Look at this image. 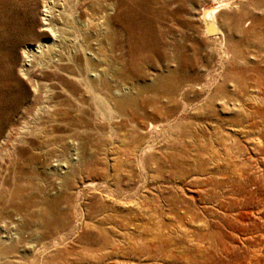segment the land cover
Here are the masks:
<instances>
[{
    "label": "rangeland",
    "instance_id": "rangeland-1",
    "mask_svg": "<svg viewBox=\"0 0 264 264\" xmlns=\"http://www.w3.org/2000/svg\"><path fill=\"white\" fill-rule=\"evenodd\" d=\"M45 3L0 0V264H264V0L60 1L104 110L73 48L32 49ZM170 71L176 101L151 88Z\"/></svg>",
    "mask_w": 264,
    "mask_h": 264
},
{
    "label": "bare ground",
    "instance_id": "bare-ground-1",
    "mask_svg": "<svg viewBox=\"0 0 264 264\" xmlns=\"http://www.w3.org/2000/svg\"><path fill=\"white\" fill-rule=\"evenodd\" d=\"M60 1H62V3H63V1H65V0H46V3L44 4V6H43V8H42V10H41V22H40V33H41V35H42V37H44V38H46V37H48V38H50V39H45L44 41L42 40L41 42H39L37 45H35V47L34 48H32V49H34V51L35 52H41V50H43V49H54V50H52V51H55L56 50V48L59 46V44L61 45V43H63V42H65L66 43V45L68 46V47H71V48H73L74 50H75V54H74V56H73V59H74V61L76 62V64H77V67H75L74 69L75 70H77V73H74V70H64L66 73H67V76L69 77V78H73V77H75V74H76V76H78V77H82L83 75H85V78H81V80L83 79V83L81 82V81H79L80 82V84L78 85V86H80L81 88H82V90L84 89L85 90V92L89 95V93L91 94V97L92 98H95V100L97 101V104H98V106L102 109V110H104L105 109V107H106V105H105V101L102 99V98H99L96 94H94V86H93V84H91V82L89 81V79L87 78V75L88 76H94L95 74L94 73H92L91 71L92 70H88V68H87V66H86V64L87 63H89V61L91 60V58H93V52H91V50L93 51L94 50V48H91V45H89V44H84L83 43V41L81 40V38H80V35L81 36H84V37H88V35H87V33H89L90 32V29H91V25L87 22V23H83V25H80L78 28V30H77V35L74 37V38H66V37H64V39L63 38H60L61 36L63 37V28H62V26H60V23H61V21H60V19H61V16H62V14H64L63 13V9H62V6H61V4H60ZM71 2V1H70ZM160 5H161V7L163 8L165 5V3H163V2H158ZM157 3V4H158ZM223 5V4H222ZM138 6V5H137ZM220 6V5H219ZM218 6V7H219ZM224 6V5H223ZM64 7V6H63ZM69 7H70V5H69ZM9 8V7H8ZM216 8V7H215ZM70 8H68V10H69ZM73 9V8H72ZM141 11V10H140ZM216 12H217V10L216 9H213V10H211L210 12H207L206 13V22H207V26H208V29H209V31H211V32H216V33H219L222 29H221V26L219 25V23H218V21H217V17H216ZM12 13V12H11ZM131 15V14H130ZM67 21V20H66ZM134 21V20H133ZM104 22V21H103ZM136 22V21H135ZM202 22H203V20H202ZM91 23V22H90ZM93 23V22H92ZM94 24V23H93ZM1 25V24H0ZM232 25V24H231ZM247 25V24H246ZM81 26H82V28H81ZM94 26H96L95 27V29L99 32V36H98V38L96 39V40H94V45H96L97 43H98V41H100L102 38L104 39V37H103V34H104V31L102 32V30H101V27H100V23H97V24H95ZM93 27V26H92ZM135 27V26H134ZM157 27V26H156ZM70 28V27H69ZM6 29V28H5ZM72 29V28H71ZM161 30V29H160ZM95 31V30H94ZM222 32V31H221ZM67 33V32H66ZM65 33V34H66ZM223 33V32H222ZM69 34V33H68ZM19 36V35H18ZM112 34H109V36H107L106 37V41H105V43L108 45V47H109V45L111 46V43H113V41H112ZM152 37V36H151ZM84 40V39H83ZM162 40V39H161ZM167 41V40H166ZM162 42V41H161ZM165 43V42H164ZM64 44V43H63ZM63 46V45H62ZM61 46V47H62ZM27 48V47H26ZM70 48V49H71ZM97 48V47H96ZM102 48V47H101ZM31 49V48H30ZM29 50V49H28ZM58 50H60V49H58ZM67 50V49H66ZM24 51H25V49H24ZM27 51V50H26ZM164 51V50H163ZM74 52V51H73ZM25 53V52H24ZM24 53H23V55H24ZM42 53V52H41ZM93 53V54H92ZM45 54V53H44ZM62 54V53H61ZM63 54H64V52H63ZM27 55V54H26ZM26 58H25V63L26 64H28L29 62H30V60H31V58H28L27 56H25ZM96 57V56H95ZM171 57V56H170ZM24 58V57H23ZM79 58H82V60H83V64L84 65H82V63L81 62H79ZM30 59V60H29ZM46 59V58H45ZM179 59V58H178ZM69 60V59H68ZM33 62V61H32ZM40 63V62H39ZM43 63V62H42ZM59 63H60V61H59ZM45 64V63H44ZM71 64V63H70ZM31 65V64H30ZM41 65V64H40ZM50 65V64H49ZM48 65V66H49ZM32 66V65H31ZM38 66V65H37ZM41 66H43V65H41ZM40 66V67H41ZM21 67V66H20ZM90 67V66H89ZM91 68V67H90ZM21 69V68H20ZM51 69V68H50ZM60 69V68H59ZM28 70V69H27ZM58 70V69H57ZM137 70V69H136ZM42 71V70H41ZM54 71V70H53ZM25 72V71H24ZM36 72V71H35ZM20 73H22V72H20ZM59 73V72H58ZM22 75H24V74H22ZM35 75V74H34ZM41 75H43V74H41ZM62 75V74H61ZM96 76V75H95ZM64 77V76H63ZM84 77V76H83ZM80 78H79V80H80ZM178 77H177V71H170L169 72V74L167 75H163V74H161V75H159L158 77H157V81L152 85V90L154 91V92H158V93H161L163 96H164V98H166L167 100H169V101H173V100H175V98L177 97V96H180L181 94H182V88L180 87V81L177 79ZM34 82V81H33ZM39 83V82H38ZM51 83V82H50ZM72 83V82H71ZM70 82H68V81H63V83H62V85H63V87L65 88V90L68 92V93H70L71 95H75V93L77 92V91H79L80 89H79V87L77 86V87H75L73 84H71ZM35 84V83H34ZM41 84V83H40ZM39 84V85H40ZM48 84V83H47ZM47 84H44V86L46 87V89H47ZM104 84L106 85V86H108V83L107 82H104ZM50 85V84H49ZM34 87V86H33ZM40 87V86H39ZM124 88V87H123ZM126 88V87H125ZM33 89V88H32ZM49 89V88H48ZM47 89V90H48ZM52 89V88H51ZM34 90V89H33ZM46 90V91H47ZM96 90V89H95ZM34 92V91H33ZM49 92H52V91H49ZM49 92H47V93H49ZM56 92V91H55ZM96 92V91H95ZM186 92V91H185ZM34 93H36V92H34ZM41 93V92H40ZM108 93V92H107ZM116 93V92H115ZM117 93H118V91H117ZM54 94V93H53ZM48 95V94H47ZM46 95V96H47ZM49 95H50V93H49ZM81 95H84V93H82ZM184 95H185V93H184ZM227 95V94H226ZM57 96V95H56ZM36 97V96H35ZM48 97V96H47ZM52 97V96H51ZM82 97V96H81ZM80 97V98H81ZM34 98V97H33ZM44 98H45V96H44ZM112 98V97H111ZM54 99V98H53ZM38 100V99H37ZM41 100V99H40ZM48 100V99H47ZM113 100H114V102H115V104L117 105V107L119 108V109H121V110H125V109H127V106L128 105H134V98H132V97H130V96H128V95H126L125 97H122V98H113ZM183 100V99H182ZM111 101V100H110ZM176 101V100H175ZM39 102V101H38ZM184 102V101H183ZM84 103V102H83ZM39 104V103H38ZM187 104V103H186ZM42 105V104H41ZM41 105H39V106H41ZM70 104H68V106H69ZM36 107V106H35ZM44 107V106H43ZM42 107V108H43ZM57 108V107H56ZM60 108V107H59ZM39 109H40V107H39ZM51 109H52V113L54 114V113H56L57 114V111H55L56 109H55V106L54 105H52L51 106V108L50 107H48L47 106V110H48V115H50L49 114V112L51 111ZM37 110H38V108H37ZM41 110V109H40ZM67 110V109H66ZM100 110V109H99ZM46 111V110H45ZM80 111V110H79ZM150 111V110H149ZM164 111V110H163ZM166 111V110H165ZM35 112H38V114L40 113L39 111H35ZM67 111H65V110H62V112L61 113H63V114H65ZM84 112V111H83ZM143 112V111H142ZM114 113V112H113ZM37 114V115H38ZM79 114V113H78ZM103 114V113H102ZM105 114V113H104ZM108 114H109V112H108ZM171 114V113H170ZM35 115V114H34ZM46 115V114H45ZM81 115V114H80ZM111 115H112V113H111ZM36 116V115H35ZM54 116V115H53ZM66 116V115H65ZM105 116H108V115H105ZM55 118V117H54ZM76 118H78V117H76ZM106 118H108V117H106ZM112 118V117H111ZM33 119V118H32ZM45 120V119H44ZM73 120V119H72ZM128 120V119H127ZM166 120V119H165ZM34 121V120H33ZM46 121V120H45ZM130 121V120H129ZM141 121V120H140ZM162 121V120H161ZM47 122V121H46ZM66 122V121H65ZM69 122V121H68ZM126 122V121H125ZM170 122V121H169ZM29 123V122H28ZM38 123V122H37ZM51 123V122H50ZM54 123V122H53ZM52 123V124H53ZM26 124H27V122H26ZM25 124V125H26ZM46 124V123H45ZM131 124V123H130ZM135 124V123H134ZM25 125H24V127H25ZM55 125V124H54ZM74 125V124H73ZM143 125V124H142ZM36 126H38V125H36ZM35 126V127H36ZM136 126V125H135ZM154 126H157V124H152V123H150L149 124V129H151V128H153ZM21 127V126H20ZM23 127V128H24ZM30 127H31V124H30ZM158 127V126H157ZM22 128V129H23ZM43 128V127H42ZM52 128V127H51ZM155 128V127H154ZM27 129V128H26ZM33 129V128H32ZM40 129H41V127H40ZM28 130V129H27ZM30 130V129H29ZM37 131H38V129H36ZM43 130H45L44 128H43ZM49 130H50V128H49ZM75 130V129H74ZM141 130V129H140ZM48 131V130H47ZM53 131V130H52ZM51 131V132H52ZM25 132L26 131H24V129L23 130H21V129H19V131H18V133H17V135H18V141H20V142H23V141H25V140H23V138H24V136H25ZM27 132H29V131H27ZM40 132V131H39ZM12 133V132H11ZM10 133V134H11ZM16 133V132H15ZM41 133V132H40ZM33 134V133H32ZM37 134V133H36ZM52 134V133H51ZM132 134V133H131ZM137 135V134H136ZM38 136V135H37ZM39 136H45V137H47L48 135H47V133H41V135H39ZM38 136V137H39ZM10 137V136H9ZM40 137V138H41ZM50 137V136H49ZM52 138V137H51ZM54 138V137H53ZM32 139V138H31ZM8 141L9 139H8V136H7V134H6V136H5V138L3 139V141L1 142V143H3L4 141ZM14 140H16V139H14ZM48 140V139H47ZM34 141H36V140H34ZM41 142H42V139L40 140ZM147 141V140H146ZM16 143H17V141H15ZM14 142V143H15ZM11 143V142H10ZM30 143V142H29ZM62 143V142H61ZM17 144H19V143H17ZM21 145H22V143H20ZM52 144H53V142H52ZM51 144V145H52ZM11 145V144H10ZM35 145V144H34ZM41 145V144H40ZM46 145V144H45ZM124 145V144H123ZM138 145V144H137ZM17 146V145H16ZM15 146V147H16ZM59 146V145H58ZM121 146V145H120ZM12 147V146H11ZM32 147V146H31ZM53 147V146H52ZM51 147V148H52ZM147 147V146H146ZM13 148V147H12ZM18 148V147H17ZM33 148H35V147H33ZM139 148V147H138ZM129 149V148H128ZM133 149V148H132ZM136 149V148H135ZM117 150H119V149H117ZM123 150H126V149H123ZM122 150V151H123ZM127 151V150H126ZM132 151V150H131ZM130 151V152H131ZM144 151V150H143ZM116 152V151H115ZM124 152V151H123ZM10 153H12V150L10 151ZM125 154V153H124ZM141 154V153H140ZM143 154V153H142ZM130 155H131V153H130ZM134 155V154H133ZM144 155V154H143ZM123 156V155H122ZM134 156H137V155H134ZM115 157H117V156H115ZM118 157H119V155H118ZM129 157V156H128ZM131 157V156H130ZM132 158V157H131ZM140 158V157H139ZM70 160L72 161V162H75L76 160H77V152L75 151V150H73L72 151V153H71V156H70ZM127 160V159H126ZM69 163V162H68ZM58 166H60V168H61V170H62V172H63V170L65 169V165L64 164H61V163H59V165ZM15 170V169H14ZM2 175V174H1ZM5 179V178H4ZM33 183V182H32ZM25 186H26V184H24ZM32 186V185H31ZM7 187V186H6ZM34 187V186H33ZM24 188V187H23ZM18 190V189H17ZM25 193V192H24ZM71 193V192H70ZM28 195V194H27ZM43 196V195H42ZM18 200V199H17ZM38 200V199H37ZM20 203V202H19ZM34 206V205H33ZM44 207V206H43ZM46 207V206H45ZM53 208H54V206H52ZM34 209V208H33ZM41 210V209H40ZM22 211H23V209H22ZM35 211V210H34ZM38 211V210H37ZM53 212V211H52ZM31 214V213H30ZM55 226V225H54ZM58 231V230H57ZM55 233V232H54ZM55 239H56V237H55ZM63 240V239H62ZM58 241V240H57ZM55 242V241H54ZM64 242V241H63ZM54 245H55V243H54ZM61 245V244H60ZM4 251V250H3ZM3 251H1V252H3ZM6 252V251H5ZM3 257V256H2ZM0 258H1V256H0ZM5 258V257H4Z\"/></svg>",
    "mask_w": 264,
    "mask_h": 264
}]
</instances>
